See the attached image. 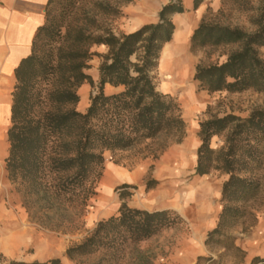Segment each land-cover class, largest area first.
Wrapping results in <instances>:
<instances>
[{"label": "trees", "instance_id": "trees-1", "mask_svg": "<svg viewBox=\"0 0 264 264\" xmlns=\"http://www.w3.org/2000/svg\"><path fill=\"white\" fill-rule=\"evenodd\" d=\"M132 1L49 0L46 24L37 31L31 54L15 69L7 179L30 220L51 231H76L73 227L86 217L96 196L108 155L115 158L133 153L157 160L186 137L180 103L159 91L156 84L162 51L176 31L174 17L186 12L183 1L170 0L160 11L158 22L133 33L116 34L101 23L99 18L122 15L119 5ZM204 1L193 0L194 10ZM87 5L83 21H74ZM254 24L256 30L247 32L202 21L191 36L192 49L235 50L221 64L197 66L195 81L200 90L209 94H264L260 53L264 49V0ZM94 46H105L107 54L92 53ZM94 56L102 59L97 85L87 73ZM86 83L96 91L82 112L78 110L79 90ZM106 86L120 90L107 94ZM199 137L196 175L219 172L228 179L222 188L218 225L205 242L210 252H223L217 258L199 257L196 264H222L228 257L241 264L246 252L230 231L248 217L252 219L250 227L257 222L258 215L249 205L258 199L263 187L258 174L264 168V109L253 111L248 118L211 116L200 123ZM215 138L223 140L220 148L212 146ZM156 184L148 183L147 189ZM120 196L126 200L132 193ZM185 223L174 210L148 211L124 202L117 215L99 222L81 243L70 246L64 257L77 264H120L132 253L133 264H154L139 245ZM251 264H264V257H255Z\"/></svg>", "mask_w": 264, "mask_h": 264}, {"label": "rangeland", "instance_id": "rangeland-1", "mask_svg": "<svg viewBox=\"0 0 264 264\" xmlns=\"http://www.w3.org/2000/svg\"><path fill=\"white\" fill-rule=\"evenodd\" d=\"M167 1L169 0H164L165 3ZM181 1L183 3L188 2V0ZM156 2L157 0H134L131 3H122L119 5L122 15L99 19L102 24L113 28L116 34L127 33L135 26L134 20L139 13L138 9L141 4L144 5L145 11L150 12L152 19H155L154 14L162 6V3L156 5ZM145 3L150 5H145ZM202 5H206L207 8L197 28L202 21H206L211 24L254 32L256 30L254 22L260 14L263 0L239 2L233 0H205ZM88 8L89 5L83 7L75 16L74 21L82 22L84 12ZM192 11L195 12L193 6L190 12ZM191 36L188 45L181 50L178 56L182 57L190 71L180 80L179 84L175 88L170 86L169 76L160 68L156 73L158 89L176 97L183 109L187 125L186 138L183 142L170 146L158 161L153 162L149 159L138 163L134 167L133 162L136 160L133 153L122 154L115 158L108 155L103 175L97 184V196L90 201L91 207L86 217L80 219L79 223L73 227V230H76L73 233L51 231L32 222L26 210L22 207L20 196L8 181L7 172L5 171L4 183L0 186V264H10L12 261L25 263L47 262L57 258H61L63 264H77L64 257L66 250L74 244L81 243L97 226L100 219L111 214H118L119 208L124 202L132 208L149 210L169 208L180 214L186 222L176 229L166 230L161 235L139 245V250L149 253L154 259V264H196L199 256L208 257L212 254L217 258L218 254L223 252H210L205 242L208 233L218 225L223 208L221 202L222 188L228 176L219 172H213L203 177L196 175L197 163L195 164L194 154L196 152L197 156V150L201 145L199 137L200 123L208 120L211 116L223 117L228 114L248 118L253 111L264 109V94L255 91L236 94H209L200 90L198 82L195 81L197 66L221 64L227 60L229 53L235 50V47L194 50L191 45ZM103 51V48L98 46L91 49L92 53L101 55L108 52L104 53ZM260 53L264 59V49H261ZM101 63L102 59L98 56H94L89 62L87 73L91 75L95 85L99 82L96 79ZM95 91L96 89H93L88 83L80 88L79 94L84 97L81 100V108L84 107L87 100H90ZM117 91L111 86L105 88L107 94ZM198 100H202L206 105L199 110L192 111L194 108L192 102ZM186 143L189 144L192 151L186 150ZM222 145L223 140L219 138H215L212 142V146L216 149ZM196 158L198 159V157ZM108 171H112L116 175L119 172L130 173L132 176L138 175L137 180L130 183L136 188L121 189L120 187L125 184L121 180L108 183L106 181V172ZM258 177H260L263 184L262 191L258 199L251 203L249 207L261 219H264V168L258 174ZM195 180L208 184L210 196L203 203L194 207L192 205L188 206V201L185 199L176 198L175 186L179 185L183 189L186 184H190ZM152 181H156L157 184L154 188L148 190L147 185ZM126 191L132 193V196L122 200L120 194ZM165 197L168 198L163 200L162 198ZM175 201H178V203L185 202L187 205L177 206L174 204ZM251 223L252 219L248 217L237 228L230 231L232 236L237 237V245H240L241 238L238 235V229H244ZM200 246L203 248L199 249ZM132 255V253L128 255L120 264H133L134 256ZM91 261L87 263H91ZM234 263V259L229 257L222 261V264Z\"/></svg>", "mask_w": 264, "mask_h": 264}, {"label": "crops", "instance_id": "crops-1", "mask_svg": "<svg viewBox=\"0 0 264 264\" xmlns=\"http://www.w3.org/2000/svg\"><path fill=\"white\" fill-rule=\"evenodd\" d=\"M48 2L49 0H0V186L4 183L6 171L4 168L5 160L9 155L10 148L8 142V130L11 126L13 92L16 85L15 69L18 67L23 58L31 54L35 35L38 29L46 24V8ZM169 2L170 0L167 1V3H165L164 0H157L156 5H160V3H162V6L159 7V9H157L156 13L154 14L155 19H152V15L149 14L150 12L148 13L145 11L146 9L144 8V5L141 4L140 8L138 9L139 13L136 15V19L134 20L135 26L126 34L133 33L144 25L158 22L160 11ZM183 4L186 12L174 17L176 31L172 41L165 45L159 64V68L169 76L170 86L174 88L179 84L180 80H182L185 75L190 72L186 62L182 60V57L178 56L181 53V50L185 49L188 45L190 36L197 28V25L200 23L207 8L206 5H201L195 12H190L193 6V1L188 0V2H184ZM145 5L150 4L145 3ZM99 47L103 48L104 53L108 51L105 46ZM99 78L100 75L98 72L96 80L98 81ZM83 86H85V84ZM164 93L167 92L164 91ZM83 98L84 97L81 96V100H83ZM192 103L194 106L192 111L199 110L206 105L202 100L193 101ZM89 105L90 100H87L86 104L84 103V107L81 108L80 101L78 110L84 112L89 107ZM185 147L187 151H192L188 143L185 144ZM194 155V161L196 164L198 162V159L196 158V152ZM134 158L136 161L133 162V167L138 163H142L149 159H151L153 162H156L161 157L157 160H153L152 158H144L142 155H134ZM137 178L138 175L132 176L130 173L126 174L119 172L116 175L112 173V171L106 172V181L108 183L121 180L123 183H125L123 185H130V183H133L135 180H137ZM181 188L182 187H179V185L175 186V194H177L176 198L185 199L188 201V206H198L210 196L208 184L200 180H195L190 184H186L183 189ZM167 196H169V194H167ZM167 198L168 197L162 199L164 200ZM177 203L178 201L174 202V204L177 206H180L181 204L187 205L185 202ZM143 210L155 211L149 209ZM161 210L171 209L166 208ZM115 215L117 214H111L106 218H102L98 221V223ZM246 228V232H244L243 229H238L237 231L238 235L241 237L240 245L238 246H240L246 252V258L241 264H251L252 260L257 256L264 257V219H261L259 216H257L256 224ZM200 248L203 247L200 246L199 249ZM211 256L214 257L212 254Z\"/></svg>", "mask_w": 264, "mask_h": 264}]
</instances>
